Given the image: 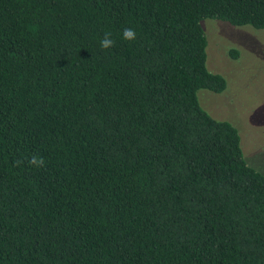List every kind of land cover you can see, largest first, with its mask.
<instances>
[{
  "label": "trees",
  "instance_id": "trees-1",
  "mask_svg": "<svg viewBox=\"0 0 264 264\" xmlns=\"http://www.w3.org/2000/svg\"><path fill=\"white\" fill-rule=\"evenodd\" d=\"M205 19L264 31V0H0V264H264Z\"/></svg>",
  "mask_w": 264,
  "mask_h": 264
},
{
  "label": "rangeland",
  "instance_id": "rangeland-1",
  "mask_svg": "<svg viewBox=\"0 0 264 264\" xmlns=\"http://www.w3.org/2000/svg\"><path fill=\"white\" fill-rule=\"evenodd\" d=\"M203 21L207 66L224 76L226 88L220 93L198 90L199 103L213 117L238 128L244 159L264 173V31ZM232 49L237 56L231 55Z\"/></svg>",
  "mask_w": 264,
  "mask_h": 264
}]
</instances>
